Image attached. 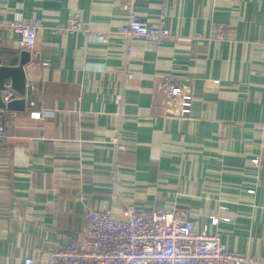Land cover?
I'll list each match as a JSON object with an SVG mask.
<instances>
[{"label":"crops","instance_id":"obj_1","mask_svg":"<svg viewBox=\"0 0 264 264\" xmlns=\"http://www.w3.org/2000/svg\"><path fill=\"white\" fill-rule=\"evenodd\" d=\"M135 11L174 38L119 32L122 0H0V20L42 23L26 108L0 140V264L45 260L83 236L90 207L120 218L128 206L188 209L196 232L206 224L253 258L242 264H264V0H137ZM74 15L108 38L55 31ZM18 38L0 26V64H18ZM166 76L192 91L188 116L158 96Z\"/></svg>","mask_w":264,"mask_h":264},{"label":"built area","instance_id":"obj_2","mask_svg":"<svg viewBox=\"0 0 264 264\" xmlns=\"http://www.w3.org/2000/svg\"><path fill=\"white\" fill-rule=\"evenodd\" d=\"M128 12L127 21L120 26L119 32L127 36L148 37L157 42L172 40L174 35L163 21L150 25L135 11L137 0H122ZM165 7L167 0H161ZM37 17L15 19L9 22L0 20V26H6L19 34L20 49L32 51L37 31L41 27ZM78 30L92 38L106 40L107 33L85 26L77 15L71 16L66 23L55 27V31ZM223 37V24H214L211 37ZM200 37L201 35L198 34ZM157 93L162 103L172 106L173 113L179 117L190 114L193 106V93L180 81L166 76L158 81ZM5 101L12 99L14 93L7 88L2 90ZM13 110L0 108V140L6 138L9 121L8 114ZM47 109H32L29 117L42 119ZM118 151L124 144L115 139ZM258 162V160H255ZM122 162H117L121 166ZM115 186L116 180H111ZM123 217H115L110 209L90 207L86 214V231L83 236L71 241L68 246L56 249L45 260L26 257L23 264H242L244 260H253L251 256L229 250L218 234L207 232L205 224L200 232L189 219L188 209L152 208L137 210L128 206ZM224 218V217H223ZM220 217L213 216L212 222L218 223ZM224 219H228L225 217Z\"/></svg>","mask_w":264,"mask_h":264},{"label":"water","instance_id":"obj_3","mask_svg":"<svg viewBox=\"0 0 264 264\" xmlns=\"http://www.w3.org/2000/svg\"><path fill=\"white\" fill-rule=\"evenodd\" d=\"M32 52L22 49L18 64H0V108L8 110H24L26 108L25 95L27 93V65L31 62ZM8 81L10 83L8 84ZM9 89L19 95L5 101L2 90Z\"/></svg>","mask_w":264,"mask_h":264}]
</instances>
